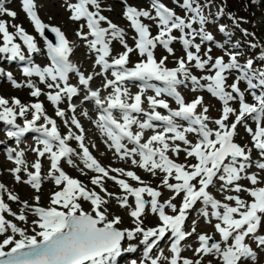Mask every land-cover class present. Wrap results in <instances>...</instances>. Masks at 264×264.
Here are the masks:
<instances>
[{"label":"snow or ice","instance_id":"obj_1","mask_svg":"<svg viewBox=\"0 0 264 264\" xmlns=\"http://www.w3.org/2000/svg\"><path fill=\"white\" fill-rule=\"evenodd\" d=\"M120 2L131 36L104 14L113 10L105 0H63L92 58L91 72L72 62L75 43L41 19L37 0H20L21 10L44 40L47 66L32 59L41 52L36 37L0 18V62H25L22 82L3 67L0 78L32 98L0 95L6 137L0 151L11 164L0 176L6 171L33 190L29 202L0 182V264H117L138 249L141 256L129 264H264V44L249 42L259 52L245 58L228 25L216 23L226 15L224 0H170L172 7L164 0H147V7ZM17 15L0 0V17ZM227 17L237 27L244 20ZM130 82H139L136 92ZM182 87L195 94L191 100ZM203 92L219 103L218 115L196 94ZM77 114L95 125L114 157L154 178L155 186L137 171L102 165ZM27 133L38 135L24 148ZM26 151L36 159L29 162ZM65 164L84 176L91 172L89 182L70 175ZM109 181L119 191H109ZM46 182L52 188L44 205ZM125 216L130 227H121ZM152 217L156 223L148 226Z\"/></svg>","mask_w":264,"mask_h":264},{"label":"rangeland","instance_id":"obj_2","mask_svg":"<svg viewBox=\"0 0 264 264\" xmlns=\"http://www.w3.org/2000/svg\"><path fill=\"white\" fill-rule=\"evenodd\" d=\"M164 1L168 3L170 7L173 6L170 0H164ZM128 2L135 4L139 7L148 6L147 0H128ZM220 2L221 0H215L216 5L220 4ZM105 3L111 6L113 10L111 12L105 11L104 14L109 16V18L112 19L114 23L118 24L121 27H124L128 35L131 36L133 34L132 30L128 27V22L121 15L123 5L121 4L120 0H105ZM37 4L39 6L38 9H41V11H38L39 15L45 23H48L50 25L59 26L65 33L67 30V27L73 28L76 31V25L72 21L69 20L68 18L69 14L65 11L64 7L62 6L63 0H54V1H48V2L46 0H37ZM224 6H225L226 15L222 17L223 18L222 20L220 19L216 23L217 24L223 23V24L228 25V28H230L229 31L233 33L232 41L233 42H235L236 40L240 41L241 43L240 51L245 53V58L249 56L257 55L259 52V49H250L249 42H259L261 44H264V0H255L254 3H249V0H224ZM6 7H8L10 10L17 12L18 14L17 19L12 20L11 18L7 16L0 17V18L7 20L9 24H13V23L22 24L30 34L36 37L37 42H38V47L41 48V52L35 54V57H34L35 63H39V64L47 66V63L44 62V59H45L44 40L43 38L39 37L37 33H35L33 27L31 26L30 22L28 21L26 17V14L23 13V11L21 10L20 0H8ZM213 9L214 11L216 10L215 6L213 7ZM228 12H231L232 15L236 17L237 19H239L240 17H243L244 18L243 22H241L238 27L233 25L232 22L227 17ZM241 29H247L249 33L254 32L256 34V37H258V41H254L251 35L244 36L242 34ZM9 30L13 31L12 28H10ZM153 33H155V29H153ZM68 39L73 42L74 41L80 42L75 36V33L71 36V38H68ZM216 39L222 42L224 37L221 34H218L216 35ZM128 42L129 44H132L131 39H129ZM80 43L83 46L82 49L78 52L75 51L72 57L76 61H78L85 70L84 66L87 64L90 65L92 58L87 54V49L85 48L83 43L82 42ZM207 45L213 48L214 55L221 54L219 50L215 48L213 42H207ZM176 47L179 50L180 45L177 44ZM115 49L117 51L123 50L118 44L115 45ZM178 54H179V51H178ZM88 57H90V60H89L90 63L88 62V59H87ZM132 59L133 61H135L137 57L133 55ZM169 66L171 67L173 66V64L170 62ZM0 67H3L6 72L11 71L14 77L18 81H21V82L23 81L24 78L21 73L22 67L16 68L14 65H8V62H0ZM129 85L132 86L133 84L130 83ZM40 86L43 87V85H40ZM180 90L182 92V91H187L188 89H185L182 87ZM131 91H132V88H131ZM196 94H202L204 96L205 103L213 106L212 108L213 110L210 113L212 116L218 115L216 109H218L220 105L213 97H211L210 94H208L207 92L196 93ZM0 95H3L5 98H11L15 96V97L20 98L21 101L25 103L29 102L32 99L28 95V90L26 88L25 89H15L11 86L10 82L2 78H0ZM194 95L195 94L192 93V97H194ZM40 99L44 101L47 111L51 115L54 116L53 106L50 104V102H48L43 96ZM188 100H191V99H188ZM75 101L77 102L78 100H75ZM89 106L90 104L87 105V107ZM61 107H65V105L62 104ZM173 107H175V105ZM91 116L92 118L94 117L93 115ZM57 120L59 119L57 118ZM88 126L92 129V131H89L91 133L87 135V143L90 146L93 144L96 145V147L94 148L90 147V150L92 151L93 155L97 158V160L102 165H105V166L111 165L112 167H124L126 170L130 169V170L137 171V173L141 175V177L145 181L151 182L153 186H155L157 181L154 178L150 177L148 174L144 173L142 170L132 167L130 164L126 165L125 161L124 162L120 161L116 157H114L112 153L107 150V147L103 143V140H102L103 137L98 135L95 128H93V124L88 121ZM0 128H3V125L0 126ZM62 128H63L62 129L63 133L66 134V129L64 127ZM88 136H90L89 139H88ZM5 140H6L5 136H0V141H5ZM8 143L11 144L12 146H15L11 141H9ZM73 143L76 146V142L73 141ZM0 147L3 148L4 145L0 144ZM26 157L28 158L30 157L29 152H27ZM64 167H65V170L73 177L78 178L85 183L89 182V176L92 175L91 172H89L88 176H84V175H81L77 169H73L66 164L64 165ZM0 169H3L1 165H0ZM47 170H48V163L47 161H44V173H46ZM7 176L11 181L10 186L17 191L16 193L20 195L21 199H29V202H31L30 197L33 194V190H31L27 186L15 184L13 182L12 176L9 173L7 174ZM0 182H4L8 186L7 182L3 180L1 176H0ZM131 183L135 185L136 182H131ZM107 186H108L109 191H119L111 181L108 182ZM51 188H52V185L47 182L43 186L42 203L44 205H47L48 194ZM11 206L14 211H18V206L16 204L13 203ZM85 207H87V205H85ZM120 214L124 215V213H120ZM9 219H11V217H9ZM29 219H31V217ZM190 222H191V219H190ZM146 223L148 224V226H153L156 223V220L154 217H152V218H149V220ZM202 225H203V222L201 221V228H199V230H204ZM20 226H23V225L21 224ZM130 226L131 225L129 221L127 217L125 216V223L124 225H121V227H130ZM126 254H128L127 258L129 259H124V258L122 260L118 259L117 264H126L131 259L133 258L138 259L139 257L135 253H126ZM184 254L190 256L188 251H186Z\"/></svg>","mask_w":264,"mask_h":264},{"label":"bare ground","instance_id":"obj_3","mask_svg":"<svg viewBox=\"0 0 264 264\" xmlns=\"http://www.w3.org/2000/svg\"><path fill=\"white\" fill-rule=\"evenodd\" d=\"M47 2L48 1H54V0H46ZM38 11H41V9H38ZM213 11H214V9H213ZM221 20L223 19V18H220ZM69 25V24H68ZM230 25V24H229ZM230 29V28H229ZM210 30H213L214 31V33H215V30L214 29H210ZM75 33V30L73 29V28H69V27H67V30H66V34H67V37L68 38H71V36L73 35ZM215 35H218L217 33H215ZM74 43H75V51H80L81 49H82V44L80 43V42H76V41H74ZM251 49V48H250ZM75 51H74V53H75ZM88 59V62H89V60H90V57H88L87 58ZM90 63V62H89ZM42 67L44 66V65H41ZM85 67V69H88V71L89 72H91V68H92V63H90V65L89 64H87V65H85L84 66ZM98 71V70H97ZM97 80H99V78H97L96 80H94V85L96 84V81ZM135 86V85H134ZM134 86H130L131 88H133ZM150 94V93H149ZM185 94V96H186V98H188V99H192L193 97H192V93L188 90L187 92H185L184 93ZM213 110V109H212ZM61 122L59 121L58 122V125L60 124ZM0 126H2V124H0ZM93 127H95V125L93 124ZM85 129L87 130V135L88 134H90L91 132H89V131H92V129L88 126V120L87 119H85ZM0 136H5L4 135V132L3 131H0ZM90 138V136H88V139ZM29 143L28 142H26L25 141V139H24V143L22 144V146L23 147H25V148H27L29 145H28ZM28 145V146H27ZM0 149H2L1 147H0ZM26 152H29V155H30V157L28 158V157H26V159L29 161V162H32V161H34L35 159H36V156L31 152V151H26ZM0 165H1V167L2 168H4V167H10L11 166V164L9 163V162H7L6 160H5V158H4V154H3V152L2 151H0ZM7 172L5 171V172H3V175L1 176L2 177V179L3 180H5L6 182H7V184H8V187L11 189V190H14L15 192H17L15 189H13L11 186H10V179L8 178V176H7ZM167 196H168V193L167 192H165V197L164 198H167ZM188 223L189 224H191V222H190V220L188 221ZM202 227L204 228V226L202 225ZM201 228V227H200ZM199 230V229H198ZM208 231H211L210 229H208ZM192 241H189V243H191ZM189 252V255H191V252L190 251H188ZM136 255H138L137 254V252H136ZM129 259V258H127V255H126V253H124L123 255H122V257L121 258H118L119 260H122V259ZM130 262V261H129ZM129 262H127L126 264H129Z\"/></svg>","mask_w":264,"mask_h":264},{"label":"water","instance_id":"obj_4","mask_svg":"<svg viewBox=\"0 0 264 264\" xmlns=\"http://www.w3.org/2000/svg\"><path fill=\"white\" fill-rule=\"evenodd\" d=\"M45 35H46V37H47L48 40H51L53 43L56 42L54 36L52 35V33L49 30H46Z\"/></svg>","mask_w":264,"mask_h":264}]
</instances>
